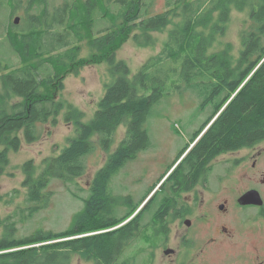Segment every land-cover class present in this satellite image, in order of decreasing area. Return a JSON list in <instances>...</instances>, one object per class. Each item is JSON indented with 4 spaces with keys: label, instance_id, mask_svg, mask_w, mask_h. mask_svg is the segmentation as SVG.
I'll return each mask as SVG.
<instances>
[{
    "label": "trees",
    "instance_id": "trees-1",
    "mask_svg": "<svg viewBox=\"0 0 264 264\" xmlns=\"http://www.w3.org/2000/svg\"><path fill=\"white\" fill-rule=\"evenodd\" d=\"M129 4L127 8H132L123 15H126V21L129 17L132 25L126 24L119 32L106 34V38L111 39L105 44L93 41L92 47L103 53L78 63L83 66L105 60L111 67L110 82L104 83V95L92 119L82 123L83 113L70 107L66 120L74 123L76 138L57 156L46 159L42 171L39 172L32 161L20 166L24 174L22 187L27 191L26 203L29 204L27 218H31L39 204L47 199L46 189L52 180L70 182L84 173V158L95 149V136L103 150L112 146L116 129L123 124L125 137L94 175L87 197L74 195L82 201L83 209L75 215L69 228L60 232L37 229L27 236H16L10 218L4 221L0 264H71L74 256L95 264H125L119 258L120 253L140 236L160 233L148 232L147 228H164L163 213L175 205L171 197L191 188L209 161L264 138V0H165V10L150 18H144L143 7L137 2ZM247 8L250 13L247 27L241 32L237 59H232L229 46L211 52L215 35L225 28L232 10ZM45 14L47 12L42 8L35 16L38 25H32L27 34L7 32L10 48L23 61L42 58L39 65L44 68L41 72L45 77L37 79V67L33 65L19 67L2 77L3 91L17 93L21 103L14 105L10 114L0 109V147H4L0 150V174L2 167L8 165V150L19 145V138L11 137V134L22 130L27 143L39 139L38 126L57 112L59 105L55 104L54 95L62 87L63 74L69 72L58 56L54 62L49 55L44 57V50L57 54L56 47H43L42 39L48 35L43 28H50L48 22L41 23ZM76 21V26H68L75 36L81 29L80 24L88 30L92 25L85 18ZM168 26L175 28L169 31L161 51L142 64L132 77L123 62L115 61L114 51L134 28L141 32L134 36L136 42L150 47L154 44L150 32ZM51 35H55L57 42L60 36L65 37L59 32ZM44 62L50 63L53 70L43 65ZM184 92L197 97L200 109L210 108L211 113L195 132L191 139L193 145L184 158L157 187L149 203L133 216L140 202L156 186L149 188L133 206L129 196L114 197L110 184L128 161L150 147L145 123L153 106L166 96ZM188 148L186 146L183 153ZM119 206L127 211L121 214ZM146 217L147 221L143 223Z\"/></svg>",
    "mask_w": 264,
    "mask_h": 264
},
{
    "label": "rangeland",
    "instance_id": "rangeland-1",
    "mask_svg": "<svg viewBox=\"0 0 264 264\" xmlns=\"http://www.w3.org/2000/svg\"><path fill=\"white\" fill-rule=\"evenodd\" d=\"M81 1L0 0V109L10 114L14 105L19 106L21 103V98L17 96V93L3 91L5 88L2 83L3 76L19 67L33 65L37 67V79L45 77L41 72L44 68L39 65L42 58L34 57L30 61L25 59L23 61L21 56L16 54L7 42L8 31L27 34L32 25H38L35 23V16L42 8L46 10L47 15L45 14L41 23L48 22L50 25L49 29L43 28L44 31L48 32V35L42 39L43 47L49 45L57 49V54H51L44 50V57L49 55L54 62L55 57L58 56V60L61 58V63L66 64L69 69V72L63 74L61 89H58L54 95V102L59 105L57 112L50 116L45 123H40L38 126L41 132L39 139L27 143L23 139L22 130L11 134V137L19 138V145L16 149L13 146L8 150V165L2 167L0 174V237L3 234V223L8 217L14 223L16 236H27L37 229L60 232L69 228L75 215L83 209L82 201L74 195L82 198L87 197L94 175L104 166L108 157L125 137L123 124L116 129L112 146L108 150H103L98 146L95 136L93 138L95 149L84 158V173L70 182L52 180L46 189L47 199L39 204V209L31 218H27L28 210L26 208L29 207V204L26 203L27 191L22 187L24 174L20 166L25 162L32 161L38 171H42L46 159L57 156L71 140L76 138L74 123L66 120L70 107L83 113V117L80 119L82 123H89L104 95V83L110 82L109 71L111 67L107 61L78 65V63L84 62L83 60H90L93 56L98 57L103 53L102 50L98 51L92 47L91 43L96 41L98 44H105L111 39L106 38V34L115 30L119 32V29H123L126 24L132 25V21L128 20L129 17L127 23L126 15H123L124 12L132 8H127L132 1L143 7L141 11L144 18H150L165 10V0H104L103 7L97 10L93 7L88 6L87 8L80 5ZM249 13L248 8L243 11L232 10L225 28L215 35V43L210 51H221L229 46L231 47L232 59L235 61L241 49V32L247 27ZM82 18H85L86 22L92 25L88 30L84 24H80L81 29L77 30L76 35L78 36H75L68 26H76V20ZM16 19L17 23H14L13 21ZM40 27L41 25L38 27L39 31L42 28ZM110 27L114 28L110 29ZM171 28L173 29L175 26H168L158 32H150L154 41L150 47L141 46L136 42L134 36L140 35L141 32L134 28L121 46L114 51L115 61L123 62L132 77L142 64L161 51L164 43L168 40ZM53 32H59L65 37L62 39L60 36L59 42H57L55 35H51ZM105 49L104 47L103 50ZM61 54L65 56H61ZM43 65H48L47 68L53 70L50 63L44 62ZM41 92L44 90L42 89ZM210 113V108L200 109L198 98L188 92L166 96L154 105L145 123L150 147L140 152L136 159L128 161L113 178L110 184L112 195L117 198L129 196L132 204H135L140 201L149 188L156 186L150 194L152 195L192 147L191 139ZM209 125L205 128L207 129ZM186 146L189 148L183 153L182 150ZM3 149L4 147H0V150ZM179 156L181 157L177 160ZM146 199L140 202L133 216L146 205ZM118 202L121 203L122 201L119 200ZM118 209L121 214L127 211L121 206ZM146 221L147 217L143 223ZM169 225L175 227L177 223L171 221ZM155 241L157 242V240ZM135 243L142 246L146 244V238L140 236L138 240L129 242L124 255L131 254ZM121 254L122 252L119 258ZM124 262L129 264L127 261ZM71 264L95 263L74 256Z\"/></svg>",
    "mask_w": 264,
    "mask_h": 264
},
{
    "label": "flooded vegetation",
    "instance_id": "flooded-vegetation-1",
    "mask_svg": "<svg viewBox=\"0 0 264 264\" xmlns=\"http://www.w3.org/2000/svg\"><path fill=\"white\" fill-rule=\"evenodd\" d=\"M104 3L79 4L97 10ZM247 193H254L252 203L241 201ZM171 198L175 205L163 213L164 228L148 227V232L160 233L144 236L146 244L135 243L131 254L122 252L121 261L264 264V138L212 159L191 188ZM171 221L177 225L170 227Z\"/></svg>",
    "mask_w": 264,
    "mask_h": 264
},
{
    "label": "water",
    "instance_id": "water-1",
    "mask_svg": "<svg viewBox=\"0 0 264 264\" xmlns=\"http://www.w3.org/2000/svg\"><path fill=\"white\" fill-rule=\"evenodd\" d=\"M14 23H17V19L15 20V21H13ZM216 117V116H215ZM215 119V118H214ZM213 119V120H214ZM205 130H206V128H205ZM204 130V131H205ZM203 131V132H204ZM202 132V133H203ZM200 137V136H199ZM150 196L151 195H149L148 197H147V199L146 200H148L149 198H150ZM253 197H255V195H254V193H247V194H245L242 198H241V201L243 202V203H252L253 201L251 200Z\"/></svg>",
    "mask_w": 264,
    "mask_h": 264
}]
</instances>
